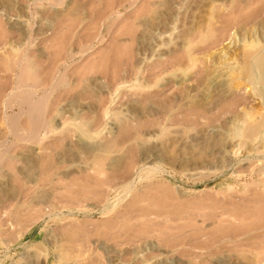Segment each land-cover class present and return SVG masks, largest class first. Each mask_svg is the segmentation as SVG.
Instances as JSON below:
<instances>
[{"label": "rangeland", "instance_id": "obj_1", "mask_svg": "<svg viewBox=\"0 0 264 264\" xmlns=\"http://www.w3.org/2000/svg\"><path fill=\"white\" fill-rule=\"evenodd\" d=\"M0 60V264L264 254V0H0Z\"/></svg>", "mask_w": 264, "mask_h": 264}, {"label": "bare ground", "instance_id": "obj_2", "mask_svg": "<svg viewBox=\"0 0 264 264\" xmlns=\"http://www.w3.org/2000/svg\"><path fill=\"white\" fill-rule=\"evenodd\" d=\"M1 47H3V46H1ZM4 49V48H3ZM4 57V56H3ZM1 61V60H0ZM7 61V60H6ZM264 62V61H263ZM6 64H7V62H6ZM7 66V65H6ZM262 250H263V248H262ZM264 251V250H263ZM252 259H254V258H252ZM252 262H254V264H264V254L263 255H261V256H258V255H256V257H255V259H254V261L252 260ZM250 263V262H249Z\"/></svg>", "mask_w": 264, "mask_h": 264}]
</instances>
